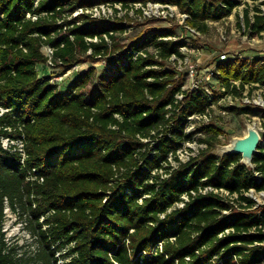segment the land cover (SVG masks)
Listing matches in <instances>:
<instances>
[{
  "label": "trees",
  "instance_id": "16d2710c",
  "mask_svg": "<svg viewBox=\"0 0 264 264\" xmlns=\"http://www.w3.org/2000/svg\"><path fill=\"white\" fill-rule=\"evenodd\" d=\"M146 1L177 5L197 30L240 3L0 0V137L23 136L25 152L22 160L0 142V238L7 204L26 217L40 264H264V203L245 194L264 190V133L248 166L239 154L214 152L219 127L185 131L190 115L224 94L264 86V59L214 60L219 88L209 96L183 89L184 76L167 64L172 55L182 58L186 45L173 28L141 29L119 44L118 33L131 26L128 13L72 15L102 3L128 10ZM243 21L251 33L264 30L259 14L251 21L245 10ZM46 45L65 66L83 54L107 61L100 73L91 65L60 84L38 69ZM228 109L264 116L250 106ZM201 130L206 147L179 160L176 150ZM206 186L236 197L201 192ZM12 262L1 242L0 264Z\"/></svg>",
  "mask_w": 264,
  "mask_h": 264
},
{
  "label": "rangeland",
  "instance_id": "374dc122",
  "mask_svg": "<svg viewBox=\"0 0 264 264\" xmlns=\"http://www.w3.org/2000/svg\"><path fill=\"white\" fill-rule=\"evenodd\" d=\"M259 3L258 0H240V3L231 14L217 21H207L206 29L198 30L199 32L196 35L187 34L176 19H144L143 17H139L137 13H133L130 7L128 10L123 9L121 3L118 2L114 3V5L105 3L103 7L104 9L106 8L107 12H112L110 14L106 13V16H110L108 18L115 16L123 18L126 13L131 15V18L124 17V20L131 26L128 27L127 32L118 33L117 42L119 44L128 42L130 37L141 29L148 27L173 28L176 31L177 37L186 39V45L180 49L183 57L180 58L181 61H175L174 63L178 74L185 77V87L189 86L193 80L199 79L201 80V85H207L214 92L218 90L219 84L216 79L212 78V70L214 69V60L219 58L221 54H225L226 59H252L253 57L264 59V36L259 33H251L246 26L245 28L242 27V24H244L242 16L245 10H247L248 16L253 21ZM115 5L118 9L116 15L112 11ZM132 5L133 3L130 4V6ZM77 58L69 66L55 62V65L50 67L46 65H39V67L42 71L50 74L52 80L64 83L75 73L76 69L81 70V68L93 65L96 68V72L100 73L107 61L106 57L91 59L84 54L78 55ZM168 63L170 66L173 65V62ZM71 66L73 69L70 68ZM191 70L193 71L192 74ZM250 92L251 94L264 92V89L254 88ZM250 107L258 112H263V109L258 106ZM224 108H229L228 100L223 99L215 103L211 108L213 118L210 123L199 126V128H202L212 125L221 129L214 152L221 153L222 149H224L223 146H226L233 137L245 135L249 125L263 129V131L259 130L262 136L264 133V122L260 121L259 118L244 114L237 115L230 111L227 114L220 113ZM196 135L204 137L207 134L201 130ZM182 158H185L184 154ZM251 195L259 203L264 202V193L253 191ZM19 212H21V209ZM26 222L27 219L24 215L19 214L17 211L13 212L5 204L1 230L3 235L0 238V243H4L5 251L11 255L13 260L11 264H40L36 258L39 243L36 241L35 235L27 227Z\"/></svg>",
  "mask_w": 264,
  "mask_h": 264
},
{
  "label": "built area",
  "instance_id": "2783aa9c",
  "mask_svg": "<svg viewBox=\"0 0 264 264\" xmlns=\"http://www.w3.org/2000/svg\"><path fill=\"white\" fill-rule=\"evenodd\" d=\"M258 1L260 3L258 4V10L256 11V14L261 15L263 17V19H264V0H258ZM104 5H105V3L98 4V5H95L93 7H89V8H85V9L78 8V9H76L74 11L73 15H76V14H78L80 12H85V13L91 14L92 16L108 18L110 16H108V15L106 16V13H109V12L106 11V8L104 9V7H103ZM132 6H133V8L131 7L130 9L133 11V13H135L134 9H140L141 10V14L138 15V16L139 17H143L144 19H151V20H156V19H164V20L176 19L178 21V23L184 28V30L186 31L187 34L196 35L199 32L195 27L191 26L190 24H188L186 22L187 14L184 13V12H181L179 10L178 6L175 5V4H172V3H169V2H166V1H146L144 3H142V2H134ZM114 7L116 8L117 6L115 5ZM98 8H100V9H98ZM118 8H120V7H118ZM112 11H114V9H112ZM110 13H112V12H110ZM28 16H30V14H28ZM32 18L35 19L36 16H32ZM242 27L245 28L244 24H242ZM259 34L264 36V30L260 31ZM174 38H176V37H174ZM87 39L88 40H93V41L97 40L96 38H87ZM185 41H186V39H185ZM43 52L45 54V61L43 63H40L39 64L40 66L46 65L47 67H50V66L55 65V62H58V63L61 62L60 60H58L57 58L54 57V49L51 46H49V45L44 46L43 47ZM219 59H223V60L226 59L225 54H221ZM170 61L173 62L172 68L175 71H177V73H178V70L174 66V63H175V61H181V59L180 58H176L175 55H172L170 57ZM39 65H38V69L41 70ZM74 67H76V66H74ZM70 68H72V66ZM79 70L80 69H76L75 73L77 71H79ZM190 72H191V74L193 73L192 70ZM51 81H55V80H52V76H51ZM185 83H186V80H185ZM185 83L182 86V88L185 89V90L186 89L193 90V89H196V88H202V89H204L206 91V93L209 96H212L214 94L213 90H211L207 85H201V80H199V79L193 80L192 83L189 86H187V87H185ZM60 84H62V83H60ZM233 84L235 86L239 87V81H237V80L233 81ZM252 85L255 86L254 87L255 89H260V90L264 89V86L259 85L258 83H253V84H250V85L249 84H244L243 85V89L241 90L240 94H238V95L231 94V93L224 94L223 96L218 98L216 100V102L212 103L204 112L195 113V114L190 115L188 117L189 122H188V125H187L185 131L186 132L195 131L197 128H199V126H201L203 124L210 123V121L213 118V114L211 112L212 106L215 103H217L218 101L223 100V99L228 100L229 107H232V106H258V107L262 108L263 112H264V96H263L264 92H256L254 94H251L250 91H252L254 89V88H252L250 90V88H251L250 86H252ZM222 90H223V88H221V91ZM176 97H177V99H181L182 98V94H177ZM3 111H4V109L2 107H0V115L2 114ZM220 113L227 114V113H229V109H225L224 108V109H222L220 111ZM244 115L250 116L248 114H244ZM251 117H257V118L260 119V121L264 122V116H262V117H260V116H251ZM254 128L258 131L259 135H260V131L259 130L263 131V129H261L260 127H259V129L256 128V127H254ZM196 134H197V132L193 135L192 139L184 142L181 145V147H179L176 150L175 155L178 157L179 160L186 161V160L190 159L191 157H195V156L198 155V153H199V151L201 149L206 147L205 143L200 142L198 140L199 136H197ZM260 137H261V135H260ZM0 142H1L2 147L5 148V149L9 148V149L17 150L22 155V160L24 159L25 152H24V139H23V136H21V137L1 136L0 137ZM183 154H184L185 158H182ZM172 163L175 164V161L172 160ZM256 175H258V174L256 173ZM200 191L203 192V193H205L207 191H213V192L219 193L220 195H224L228 199H230V202H233L231 199L233 197H236L235 194L230 195L228 193V191H226V190H224L222 188L217 189V188H213V187H210V186H206V187L200 189ZM253 191L257 192V193H259V192L260 193H264V190L255 191L254 189L251 188L248 191H246L245 194L247 196L253 198L252 195H251V192H253ZM182 198H183V200H187L188 199V195H183ZM253 199L256 201L257 204H262V203H259L255 198H253ZM178 205H180V206L183 205V202L178 203ZM228 231L229 230L227 229L226 232H228Z\"/></svg>",
  "mask_w": 264,
  "mask_h": 264
},
{
  "label": "water",
  "instance_id": "95a60500",
  "mask_svg": "<svg viewBox=\"0 0 264 264\" xmlns=\"http://www.w3.org/2000/svg\"><path fill=\"white\" fill-rule=\"evenodd\" d=\"M261 137L253 126L247 127V133L243 136H235L231 141L223 146L221 153H233L241 156V163L251 166L252 158L260 145Z\"/></svg>",
  "mask_w": 264,
  "mask_h": 264
},
{
  "label": "crops",
  "instance_id": "0c3cea01",
  "mask_svg": "<svg viewBox=\"0 0 264 264\" xmlns=\"http://www.w3.org/2000/svg\"><path fill=\"white\" fill-rule=\"evenodd\" d=\"M82 69H85V68H82Z\"/></svg>",
  "mask_w": 264,
  "mask_h": 264
}]
</instances>
